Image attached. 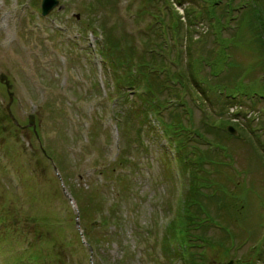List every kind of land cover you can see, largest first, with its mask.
<instances>
[{
  "label": "rangeland",
  "instance_id": "rangeland-1",
  "mask_svg": "<svg viewBox=\"0 0 264 264\" xmlns=\"http://www.w3.org/2000/svg\"><path fill=\"white\" fill-rule=\"evenodd\" d=\"M209 1L59 0L43 15L42 0H0V74L13 84L11 112L24 126L35 113L40 137L15 124L0 79V264H184L167 228L184 209L191 175L181 178L173 165L174 146L188 144L190 164L207 149L218 157L216 142L235 167L203 205L221 222L208 234L225 245L192 250L206 251L207 264H264V38L234 39L240 18L216 35L201 16ZM213 1L228 13L229 0ZM241 2L252 0H234ZM147 49L153 60L138 64ZM236 63L262 68L241 74ZM131 74L141 87L139 75L157 77V88L168 80L156 90L165 122L125 85ZM241 108L257 112L234 116ZM179 163L183 170L181 156ZM98 198L106 208L115 203L110 216L94 212ZM88 200L92 208L81 211Z\"/></svg>",
  "mask_w": 264,
  "mask_h": 264
},
{
  "label": "trees",
  "instance_id": "trees-1",
  "mask_svg": "<svg viewBox=\"0 0 264 264\" xmlns=\"http://www.w3.org/2000/svg\"><path fill=\"white\" fill-rule=\"evenodd\" d=\"M207 1H209V0H207ZM250 2H251V0H250ZM216 3H218V1H213V0L209 1L208 5L206 6L205 14L201 15V16L206 15L208 18H210L212 25L217 26L216 29L219 28L221 30H224V28H226L227 26L229 27V25H230L229 23H231V20L240 18L239 21H237V23L235 25L236 31L233 32L234 39L236 38L235 36H238L239 34L244 36L242 38L241 43H243L246 40L245 37L249 34L251 35L252 38L255 35L257 37V39H259V40H262V38H264V0H252V3H250V4H247V2L246 3L241 2L238 4V6L234 4V0H229L227 5L229 6L230 9H228V13H225L223 15L218 14ZM219 3H221V2H219ZM240 6H242V7H240ZM243 6H244V8L245 7H247V8L243 10V12H242V14H240V16H231V13H233V11L235 12V10L242 9ZM192 8H194L193 11L195 13L202 11L200 9L195 8V6H192ZM179 17H181V16H179ZM187 20L189 21L188 16H187ZM181 21H182V17H181ZM178 28H179V21H178V24H176L174 22L171 23L170 29H177L178 30ZM177 30H176V32H177ZM215 32H216L215 33L216 35H218L220 33L218 29ZM215 39L218 40L219 38H215ZM153 45H155V47L153 48V50H154L157 47V45L156 44H153ZM105 46H106V49L104 51V55H106L107 59L108 58L110 59V55L112 54L111 47L107 51V45H105ZM150 51H151V49H147L145 51V54H142L143 56L141 55L142 57L140 59L138 58V60H137V58H136V60L138 61V64L142 63L141 61L144 59V55L147 57L149 56L151 58V60H153V57H152V54H150ZM146 53H149V55H147ZM156 58H158V57L156 56ZM156 58H155V60H156ZM170 60L172 61V59H170ZM165 61H166V59H165ZM262 62L263 61H261V63ZM148 63H150V62L148 61ZM261 63H254L252 65L251 69L248 68L247 66L240 68V66L237 63H236V66L239 70L242 69L241 74H243V73H245V74L249 73L250 74L255 68H257V67L262 68ZM170 64H172V62ZM150 66H152V65L150 64ZM151 71L152 70L149 69V72H151ZM172 72L175 73L174 71H172ZM179 72L181 73L182 71L180 70ZM139 77H140L139 78L140 81L142 80L145 83L142 85L143 87H141L139 81H130L132 78V74L126 78L130 83H126L125 85L128 88H132L133 91L135 90L136 99L140 100L141 104L142 103H143V105L146 103H149L148 105L153 104L154 106L151 108L152 111L157 112L156 116L159 117L158 119H161L163 122L164 121L163 120L164 115L162 114V112H159L162 106H161V104L160 105L158 104L159 106L156 105V103L158 101L157 100L158 93L156 92V90L158 89V90H162V92H164L165 89H168V85L166 84L168 82V80L165 83V87L160 82L159 88H157L153 84L156 81L159 82L157 77H156V79L155 78L151 79L148 76L147 80L145 79V76L141 77L139 75ZM223 90H225V88H223ZM256 95H258V94H256ZM169 96H171V95H169ZM258 96H260V95H258ZM152 101H154V103ZM182 103H184V101ZM182 103H180V105H183ZM228 104L230 105V101L228 102ZM164 109H167V108H164ZM146 110H148V108H146ZM146 110H144L145 114L147 112ZM175 124H177V123H175ZM172 126L169 125V127L171 129H172ZM167 133L169 134V132H167ZM200 136H202V134ZM231 136H232V134H231ZM209 141H211V140H209ZM216 143L217 144H213V143H210V144L205 143V144L206 145L213 144L214 147L217 146V152L220 151L219 156L217 157L214 155L216 148L213 147L214 148L213 152H211L207 149V151L204 153V155L202 154V156H199L196 159V161H198V162L200 161L202 163V165H200L198 162H194V161H191L190 164H187L185 162L184 154H186L185 152L189 149V146H188V144L187 145H181V143L179 146V148L181 149V155H182L181 161H182L183 172H185V173L190 172L191 183H190V187L188 189V191H189L188 200H185V199L183 200L184 209L177 211V216H179V217L176 216L177 221L170 224L169 227L167 226L168 227L167 230L169 229V238L170 239L173 238V242L179 241V243L182 245L180 253H178L177 256H180L183 258V260L185 261L184 264H207L208 263V259L204 255L206 253V251L204 253L198 252L199 254H196L195 249L192 250L196 244H199V247H201V244L204 246L209 245L210 248L215 247V245L217 243H218V245H225L222 240H219V239H218L219 241L215 240L214 237H212L210 234H208V231L210 229H212L214 223L217 224V222H218L221 224V222L214 220V218H212L210 212H208V210L205 208L206 205L205 206L203 205V198L208 197L210 193L212 196L213 188H214V191L218 190L217 186L222 183V180L227 179V181H230V178H232V176H233L231 168L234 170V167H235V161L232 159V157H230L228 155L227 148L224 147V144H222L220 142H216ZM221 145H223V146H221ZM194 154H196V151L192 152V155H194ZM122 159H124V158L122 157ZM100 173L102 174L103 172L100 171ZM213 173L216 177H217V175H219V178H213V176H211V174H213ZM215 188H216V190H215ZM222 188H223V192H225V193L228 192L225 185H222ZM186 198H187V196H186ZM90 199L93 200L94 198L92 199L90 196ZM89 200H88V203L85 204L86 205L85 207L80 208L81 211L85 212L87 207L89 209L92 208V202L89 203ZM95 204L99 205L100 208L94 207L93 208L94 212L99 213V214L103 215L104 217L110 216V214H109L110 207L115 205V203L112 202L111 205L109 206V208H106L105 207L106 203L105 202L102 203L100 201V198H98V200ZM217 209H219V208H217ZM179 212H180V215H179ZM230 216L235 218L234 214H230ZM97 217H95V219H93V221L95 223L97 222L96 221ZM98 218H100L98 220V222L100 223V221L102 220V217L100 216ZM224 225H226V224H224ZM198 230H201V232H199ZM226 236H227V239L223 238V240L225 242L228 241V243H229V241H230L229 239L231 236L230 233H227ZM218 238H220V235ZM88 243H89V247H94L96 241H93L92 238H89ZM256 246H258V245H256ZM253 259H254V261H256L255 258H253Z\"/></svg>",
  "mask_w": 264,
  "mask_h": 264
},
{
  "label": "water",
  "instance_id": "water-1",
  "mask_svg": "<svg viewBox=\"0 0 264 264\" xmlns=\"http://www.w3.org/2000/svg\"><path fill=\"white\" fill-rule=\"evenodd\" d=\"M58 3H59V0H42V13H43V15H47L51 10H53V8L55 6L58 5ZM0 79L3 82H5V84L7 85L8 90H9V93H10V102L7 105V109L9 110L10 116L13 118L14 122L16 124H19V122L14 117L13 113L11 112V103H12V101L14 99L13 98L14 93L11 91V88L13 87V84L10 82L8 76L6 74H4V73L0 74ZM26 126L32 127L34 129V131L36 132L37 136H39L38 133H37V123L35 121V114H29V122H28V124ZM26 126H24V127H26ZM228 130L231 133L236 134V130L233 127L230 126L228 128ZM43 151L46 154V151H45L44 148H43ZM77 224L80 227L78 219H77Z\"/></svg>",
  "mask_w": 264,
  "mask_h": 264
}]
</instances>
